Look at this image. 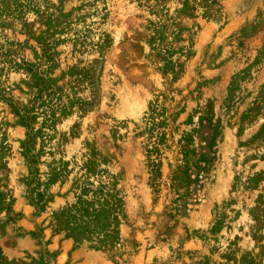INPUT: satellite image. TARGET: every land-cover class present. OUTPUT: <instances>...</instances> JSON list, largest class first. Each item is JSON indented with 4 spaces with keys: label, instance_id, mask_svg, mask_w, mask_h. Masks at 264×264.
<instances>
[{
    "label": "rangeland",
    "instance_id": "obj_1",
    "mask_svg": "<svg viewBox=\"0 0 264 264\" xmlns=\"http://www.w3.org/2000/svg\"><path fill=\"white\" fill-rule=\"evenodd\" d=\"M0 264H264V0H0Z\"/></svg>",
    "mask_w": 264,
    "mask_h": 264
}]
</instances>
